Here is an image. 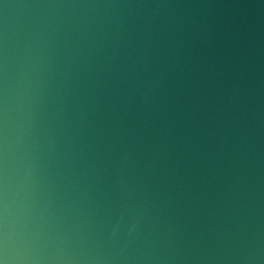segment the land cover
Segmentation results:
<instances>
[{
  "label": "water",
  "instance_id": "1",
  "mask_svg": "<svg viewBox=\"0 0 264 264\" xmlns=\"http://www.w3.org/2000/svg\"><path fill=\"white\" fill-rule=\"evenodd\" d=\"M0 264H264V0H0Z\"/></svg>",
  "mask_w": 264,
  "mask_h": 264
}]
</instances>
